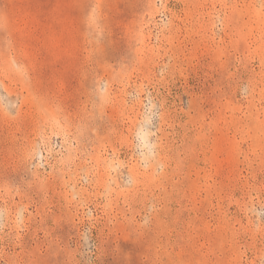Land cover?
<instances>
[{
	"label": "rangeland",
	"instance_id": "obj_1",
	"mask_svg": "<svg viewBox=\"0 0 264 264\" xmlns=\"http://www.w3.org/2000/svg\"><path fill=\"white\" fill-rule=\"evenodd\" d=\"M0 264H264V0H0Z\"/></svg>",
	"mask_w": 264,
	"mask_h": 264
}]
</instances>
